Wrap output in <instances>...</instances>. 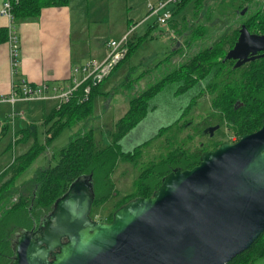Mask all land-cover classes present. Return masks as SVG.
I'll return each instance as SVG.
<instances>
[{"label":"water","instance_id":"obj_1","mask_svg":"<svg viewBox=\"0 0 264 264\" xmlns=\"http://www.w3.org/2000/svg\"><path fill=\"white\" fill-rule=\"evenodd\" d=\"M263 49L264 34L241 25L223 60L238 66ZM90 179L73 181L35 231L14 238L9 264H226L264 231V121L203 152L192 168H174L109 222L90 216Z\"/></svg>","mask_w":264,"mask_h":264},{"label":"rangeland","instance_id":"obj_2","mask_svg":"<svg viewBox=\"0 0 264 264\" xmlns=\"http://www.w3.org/2000/svg\"><path fill=\"white\" fill-rule=\"evenodd\" d=\"M155 2L156 0L152 3ZM133 4L134 2L130 0H88L89 26L90 28L97 26V33L100 32L101 46L107 39L118 41L121 30L126 28L127 31L134 25V21L143 18L129 38L135 39L138 46L129 56L114 66L107 78L101 80L97 87L98 92L92 96V112L89 118L77 122V125L63 127L54 138L46 141V129L50 123H44L43 119L55 108L53 101L34 100L35 102H29V104H37L30 112L33 122L37 124H35V132L23 138L20 132L28 126L23 118L13 120L7 111L0 114V173L12 163L15 157L30 151L36 145L42 148L25 170L15 178L14 192L4 203L0 202V215L19 197L30 198L37 192L38 182L34 175L39 169H46L53 165L60 150L67 146L75 136L92 130L97 147L110 144L115 123L123 114V108L131 98L176 69L179 64L184 63L199 49L210 46L224 34L223 30L226 29V32L231 34L232 30L240 25L241 17L245 18L257 7H262L264 0L247 4L246 10L241 16L233 15V10L230 8L221 11L219 0H201L200 4L202 5L196 11L193 3L190 2L177 11L166 25H157L155 17L146 18V14L149 13L147 10V13L141 11L130 15L134 10ZM173 5L174 3L171 7ZM130 16H133L134 19H129ZM94 21L97 23L92 25ZM186 21L188 25L185 23ZM223 21L226 23L223 24ZM191 23L192 25L189 26ZM195 25L203 26L204 33L198 40L190 42L194 38L192 28ZM89 32L90 35L86 37V40L89 39L93 44V32L91 29ZM85 83H87L85 87L89 86L90 91L91 79ZM173 86L170 85L166 89H162L160 94L158 93L159 95L154 96L153 101L158 108L155 109L153 117L142 131L143 135L151 133L153 127L165 120L172 112L174 104L169 96ZM88 93L85 98L88 97ZM195 93L196 90L193 94ZM191 95H180L184 97V108L181 116L175 120L177 122L171 128L169 127L170 129H160L157 134L144 141L131 161L118 160L110 176L113 187L111 196L108 200L95 202L91 206L90 216L106 222L107 217L124 204L120 205L125 197L132 196L134 199L137 184L143 179V176H140L142 173L147 171L150 180L157 172L183 166L187 162V156L199 148L200 143H203V147L209 148L216 145L215 140L218 139L209 138L203 130L206 124L213 122V118H207L213 112L210 98L199 97L191 101L188 99ZM40 120L42 122H39ZM215 137L224 140L231 138L225 133L223 125L216 130ZM173 152L176 154L175 158L170 157ZM167 157L169 158L167 159ZM9 175L8 172L1 178L0 184ZM108 190V185L100 186L101 192L105 193ZM14 234L11 236L13 237Z\"/></svg>","mask_w":264,"mask_h":264},{"label":"trees","instance_id":"obj_3","mask_svg":"<svg viewBox=\"0 0 264 264\" xmlns=\"http://www.w3.org/2000/svg\"><path fill=\"white\" fill-rule=\"evenodd\" d=\"M68 1L10 0L14 23L34 19L43 8L64 6L68 4ZM256 1L219 0V4L222 7L221 11L230 8L233 10V15L239 14L241 16L242 9L247 8V4L249 5ZM190 2L193 3L195 11L202 5L200 4L201 0H177L171 8L172 16ZM185 23L188 25L187 21ZM225 23L226 21H223V24ZM191 25L192 23L189 26ZM241 25H245L254 34H264V4L262 7H257L256 10L247 14L245 18L241 17L240 25L233 29L231 34L226 32V29L223 30L224 34L210 46L199 49L184 63L179 64L176 69L167 73L137 96L131 98L128 101L127 110L115 123V130L112 133L110 144L97 147L92 136V130H89L72 138L67 146L60 150L59 156L53 165L48 166L46 169H39L34 175L35 180L38 182L37 192L32 194L30 198L19 197L16 202L11 203L9 207L1 212L0 264L10 263L13 255L14 238L23 231L28 230L32 223L40 221L43 215L52 209L54 201L67 191L73 181L91 177L94 193L92 206L95 202L110 198L113 190L110 176L118 160L131 161L138 153V148L140 147L138 145L131 151L123 152L119 148V140L145 117L150 109L151 100L162 89L174 85L172 88L175 90L176 95L192 94L190 96L192 101L201 95L199 92L193 94L198 85V80L201 78L207 90L217 91V94L211 98V103L216 108V112L211 113L207 118L215 116L216 119L225 115L229 118H234L242 132H249L250 128L253 129L259 126L261 119L264 118V55L255 56V60L249 63L250 69L246 75L243 67L232 68L228 64L229 61H223L227 50L234 45ZM192 29L194 38L190 42L198 40L204 33V27L201 25H195ZM4 38H7L6 35L0 38V41ZM137 46L138 43L135 40L131 41L129 39L127 52L117 64L129 56ZM243 75L245 76L243 77ZM85 82L76 89L67 102L60 104L57 108H53L43 119L44 123H50L46 130V141L54 138L63 127H71L91 116L92 96L98 92L97 87L101 81L90 84L87 98H84V89L87 84ZM243 90L254 91V94L251 96L242 94L237 96L224 95L226 91ZM236 101L238 104L242 102V105L234 108L233 105ZM173 125H165L160 129L167 130ZM34 132L35 125L30 124L20 134L23 138ZM204 149L203 146H200L187 156V162L183 166L171 167L159 173L157 172L150 180L148 179L147 171L142 173L140 176H143V179L137 184L136 194L133 197L151 196L154 190L160 186L162 177L174 168L188 169L198 164ZM41 150L40 146L32 147L30 151L15 157L12 163L0 173V180L8 172L10 173L7 179L0 184V202L4 203L12 195L15 188V178L25 170L34 156ZM175 156L174 152L170 155V157L174 158ZM105 185H108L109 190L103 193L100 191V186ZM97 188L99 189L98 191ZM131 199L132 196L125 197L120 205ZM112 214L113 212L107 217L106 222L111 221ZM91 217L97 220L94 216ZM97 221L101 220L98 219ZM12 234H14L13 237L11 236ZM262 256H264V231L253 241L249 248L236 255L226 264H250L256 258Z\"/></svg>","mask_w":264,"mask_h":264},{"label":"crops","instance_id":"obj_4","mask_svg":"<svg viewBox=\"0 0 264 264\" xmlns=\"http://www.w3.org/2000/svg\"><path fill=\"white\" fill-rule=\"evenodd\" d=\"M130 1L134 2V10L130 14L132 15L141 11H148V3L155 4L159 0H156L155 3H152L155 0ZM2 2L3 0H0V8ZM129 19L134 18L130 16ZM142 20L143 18L139 21H134L135 28ZM96 23L97 21H94L92 25ZM8 24V18L0 14V38L5 37V35L7 37L0 41V96L8 95L12 85L16 84L20 79H25L28 83L34 85L42 81H46L49 84H68L73 77L72 70L75 66L92 61H102L107 54L106 42L116 40L107 39L104 41V45L101 46V37L100 32L97 33V26L93 28L89 26L88 0H69L68 4L64 6L45 7L36 18L15 23V33L18 39V52L15 60L12 59L8 42ZM156 24L158 25L157 22ZM89 29L93 32V44L90 43L89 39L86 40V37L90 35ZM125 29L119 32V38L128 31ZM134 31L131 33V36ZM134 40L131 39V41ZM169 97H171L174 104L169 116L155 125L151 133L143 135L142 131L153 117L155 109L158 108L152 99L150 109L145 117L119 140L121 151H131L152 135L157 134L160 128L177 122L175 120L181 116L182 109L184 108V97L176 95L174 89H172ZM47 100L53 101L57 108L56 100ZM47 100L37 101L45 102ZM32 101L35 102L34 100H19L14 104L8 101L0 102V114L4 111H7L8 115L12 110L17 112L22 111L23 115L16 116L15 119L23 118L24 122L28 125H35L37 123L33 122L30 112L37 104H29ZM42 106L44 108V105ZM127 108L128 103L123 108V114ZM39 122L42 121L40 120ZM250 264H264V256L256 258Z\"/></svg>","mask_w":264,"mask_h":264},{"label":"built area","instance_id":"obj_5","mask_svg":"<svg viewBox=\"0 0 264 264\" xmlns=\"http://www.w3.org/2000/svg\"><path fill=\"white\" fill-rule=\"evenodd\" d=\"M177 0H159L155 4L148 3V11L146 18L155 16L156 22L160 25H166L172 19L171 5ZM0 14L9 20L8 24V42L10 45V52L12 59L18 52V39L15 33V23L11 13L10 0H3ZM135 26H131L128 31L118 40H110L106 42L107 54L100 62H88L77 65L72 70V79L68 84H49L42 81L39 84H30L25 79H20L12 88L8 95L0 96V102L8 101L11 104L19 100H47L54 99L57 101V107L60 104L67 102L76 89L88 79L92 83H98L109 75L114 66L125 56L127 52V42L129 41L131 33L134 31ZM15 64V62H13ZM89 91V86L85 87L84 95ZM84 97V98H85ZM23 112L12 110L10 117L14 120L16 116H22Z\"/></svg>","mask_w":264,"mask_h":264},{"label":"flooded vegetation","instance_id":"obj_6","mask_svg":"<svg viewBox=\"0 0 264 264\" xmlns=\"http://www.w3.org/2000/svg\"><path fill=\"white\" fill-rule=\"evenodd\" d=\"M239 30H240V29H239ZM239 30H238V35H239ZM249 32H250V31H249ZM250 33H252V32H250ZM253 34H254V33H253ZM237 37H238V36H237ZM236 40H237V38H236ZM235 42H236V41H235ZM262 53H264V49H263V50H260V51H257L256 55H260V54H262ZM251 55H252L251 53L248 54L249 57H250ZM256 55H255V56H256ZM226 60L229 61L228 64L231 65L232 68H233V67H235V68H241V67H243V70L246 72V73H245V75H246V74L249 72V69H250L249 63H250L251 61L255 60V59H249V60H247V61L241 63V64L238 65V66H236L237 59H232V58H230V59H226ZM223 61H225V60H223ZM245 75H243V77H244ZM204 87H205V85L203 84L202 79L199 78V80H198V85H197V87H196V93L199 92V93H201V95L198 96L197 98H199V97H209V98H210V104H211V107H213V112L215 113V112H216V108L212 105V103H211V98H213V97L217 94V91H209V90L206 89V87H205V88H204ZM213 93H214V94H213ZM239 94L247 95V96H251V95L254 94V91H251V90H243V91H235V92H232V91H226V92L224 93V95H231V96H237V95H239ZM237 104H238L237 101L234 102L233 107L236 108L237 106L242 105V102L239 103L238 105H237ZM213 112H212V113H213ZM263 121H264V118L261 119V122H260L259 126L253 128V129L250 128V131H249V132H242V131H241V128L237 125V121H236L234 118H229L228 116L225 115V116H223V117H221V118L217 117V118L215 119V116H213V122H210V123L206 124L205 127H203V130H204V132H205L204 134H205V135H208L209 138L218 139V140H215V142H216L215 144H216V145H213V146H211L210 148H209V147H204V148H205L204 151L206 152V151L214 150V149H216L218 146H220L222 143H226V142H227V143H235V142H237V141L239 140V138H240L242 135H244V134H249V133L255 132V131H257L258 129H260L261 126H262V124H263ZM222 125L225 127V133H227V134L229 135V137H231V138H229V139H227V140H224V139H219V138L215 137V132H216V130H217L220 126H222ZM211 126H217V128L214 129V130L210 133L209 127H211ZM221 138H222V137H221ZM200 145L202 146L203 143H200ZM204 151H203V152H204ZM180 168H181V167H180ZM47 214H48V213L44 214L43 217H42V219H41L40 221H36V222L32 223L31 227H30L28 230H33V231H35V230L38 228V226H39L41 223H43V221L45 220V217L47 216ZM61 241L64 242V241H66V239H65V238H62Z\"/></svg>","mask_w":264,"mask_h":264}]
</instances>
